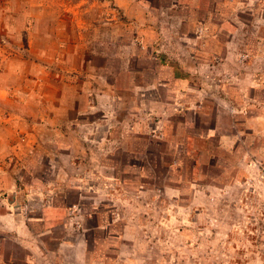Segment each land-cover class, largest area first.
Masks as SVG:
<instances>
[{
    "label": "rangeland",
    "instance_id": "374dc122",
    "mask_svg": "<svg viewBox=\"0 0 264 264\" xmlns=\"http://www.w3.org/2000/svg\"><path fill=\"white\" fill-rule=\"evenodd\" d=\"M5 211L41 264H264V0H0Z\"/></svg>",
    "mask_w": 264,
    "mask_h": 264
},
{
    "label": "crops",
    "instance_id": "0c3cea01",
    "mask_svg": "<svg viewBox=\"0 0 264 264\" xmlns=\"http://www.w3.org/2000/svg\"><path fill=\"white\" fill-rule=\"evenodd\" d=\"M173 4L174 1L171 5ZM173 19L170 18V21ZM179 20L181 21L183 19ZM197 55H199V61L202 60L201 56H205L204 54L200 53L190 54L191 57H197ZM186 67L187 66H184V68L187 69L186 71H192L196 68L194 64L187 68ZM43 220V217L38 216L23 217L22 213L9 211L0 212V264H17L15 254L8 248H5L6 245H4V243L6 241L4 242V240H6L7 237H10L13 241H15L19 248H23L25 253L21 259L23 264H38V262L41 264L40 259L42 260L45 258L44 256L46 254L44 253L41 244L38 241V236L43 234L45 231L35 230L32 224ZM64 245H67L68 247L69 245L72 246L70 243H64ZM42 264L47 263L42 262Z\"/></svg>",
    "mask_w": 264,
    "mask_h": 264
}]
</instances>
